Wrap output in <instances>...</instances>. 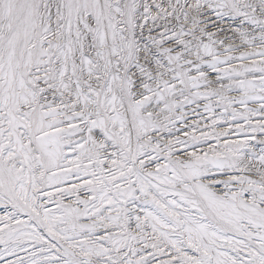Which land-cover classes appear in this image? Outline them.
<instances>
[{"label": "snow or ice", "instance_id": "obj_1", "mask_svg": "<svg viewBox=\"0 0 264 264\" xmlns=\"http://www.w3.org/2000/svg\"><path fill=\"white\" fill-rule=\"evenodd\" d=\"M0 264H264V0H0Z\"/></svg>", "mask_w": 264, "mask_h": 264}]
</instances>
